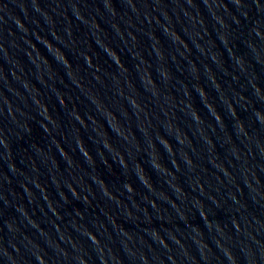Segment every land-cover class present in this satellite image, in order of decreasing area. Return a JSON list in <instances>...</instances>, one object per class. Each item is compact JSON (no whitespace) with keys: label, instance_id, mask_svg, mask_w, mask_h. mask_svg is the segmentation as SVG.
<instances>
[{"label":"water","instance_id":"95a60500","mask_svg":"<svg viewBox=\"0 0 264 264\" xmlns=\"http://www.w3.org/2000/svg\"><path fill=\"white\" fill-rule=\"evenodd\" d=\"M0 264H264V0H0Z\"/></svg>","mask_w":264,"mask_h":264},{"label":"clouds","instance_id":"9594fccd","mask_svg":"<svg viewBox=\"0 0 264 264\" xmlns=\"http://www.w3.org/2000/svg\"><path fill=\"white\" fill-rule=\"evenodd\" d=\"M127 188H128V191H130V192L133 191L131 185H128Z\"/></svg>","mask_w":264,"mask_h":264}]
</instances>
